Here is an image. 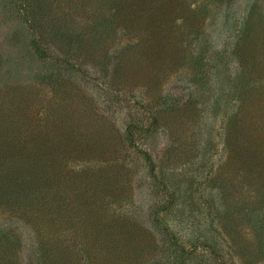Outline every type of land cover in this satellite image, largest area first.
<instances>
[{"label":"rangeland","instance_id":"1","mask_svg":"<svg viewBox=\"0 0 264 264\" xmlns=\"http://www.w3.org/2000/svg\"><path fill=\"white\" fill-rule=\"evenodd\" d=\"M27 1L0 0V264H264V0Z\"/></svg>","mask_w":264,"mask_h":264},{"label":"trees","instance_id":"2","mask_svg":"<svg viewBox=\"0 0 264 264\" xmlns=\"http://www.w3.org/2000/svg\"><path fill=\"white\" fill-rule=\"evenodd\" d=\"M28 1L27 0H21V5H20V10L22 11L21 13L23 15H25L24 19H25V22L29 25H31V22H32V19H31V15H30V9H28L27 5H29L27 3ZM243 19V18H242ZM32 44L36 47L37 49V53L39 54H42V49L39 47L38 43H37V40L36 38L32 41Z\"/></svg>","mask_w":264,"mask_h":264}]
</instances>
